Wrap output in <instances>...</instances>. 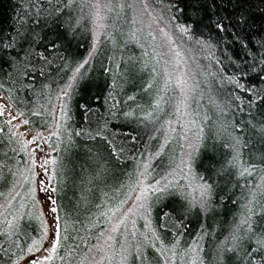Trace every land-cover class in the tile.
<instances>
[{
    "label": "snow or ice",
    "instance_id": "6c2138e0",
    "mask_svg": "<svg viewBox=\"0 0 264 264\" xmlns=\"http://www.w3.org/2000/svg\"><path fill=\"white\" fill-rule=\"evenodd\" d=\"M257 2L36 0L0 35V264H264Z\"/></svg>",
    "mask_w": 264,
    "mask_h": 264
},
{
    "label": "trees",
    "instance_id": "16d2710c",
    "mask_svg": "<svg viewBox=\"0 0 264 264\" xmlns=\"http://www.w3.org/2000/svg\"><path fill=\"white\" fill-rule=\"evenodd\" d=\"M35 2L36 0H0V35L7 36L11 34L14 31L13 26L16 24L18 19H27L30 26L36 27L37 30H40V28L43 26L42 22L38 24L35 19H29L28 16L25 15V13H30L32 15L35 14L36 8L30 7L31 4ZM44 2L46 4V0H44ZM261 6L264 5H259L258 2L254 3V8H258ZM37 7H40V5L37 4ZM46 11L47 9H45V12ZM43 14L45 13H42L41 15ZM250 22L254 25L253 31H258L261 28H264V17H262L258 11H255L253 13ZM59 30H60L59 26L57 25H53L51 28H44V31L47 32L49 35L58 32ZM88 43L89 41L86 35L84 38L78 41H74L70 49L71 53L73 55H78L79 53L84 52ZM77 44H79V47H76ZM138 51L139 49L129 48L128 53L126 54L137 56L139 55ZM236 51L239 50L237 49ZM94 75L99 76V71H97ZM105 87H106V78L104 76H99V79L94 80L85 88L84 97L87 98L88 96L102 95ZM77 118L79 119V115ZM128 130L131 131L130 129ZM132 134L136 135V131H133ZM84 160H85V153L83 150H81L77 154H74L73 161L77 164V171H79V165L81 163H84ZM69 195H71V191L69 192ZM234 207L235 206L231 204L226 205L224 208L221 209V213H220L221 216L230 219L232 214V209ZM193 227H195V225H193Z\"/></svg>",
    "mask_w": 264,
    "mask_h": 264
},
{
    "label": "rangeland",
    "instance_id": "374dc122",
    "mask_svg": "<svg viewBox=\"0 0 264 264\" xmlns=\"http://www.w3.org/2000/svg\"><path fill=\"white\" fill-rule=\"evenodd\" d=\"M139 52V54H140V51H138ZM138 56V55H137Z\"/></svg>",
    "mask_w": 264,
    "mask_h": 264
}]
</instances>
